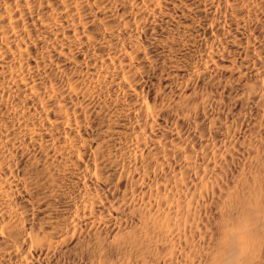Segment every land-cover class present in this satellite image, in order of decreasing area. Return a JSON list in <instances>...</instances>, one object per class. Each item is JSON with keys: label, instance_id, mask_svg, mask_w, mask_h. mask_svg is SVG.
<instances>
[{"label": "bare ground", "instance_id": "bare-ground-1", "mask_svg": "<svg viewBox=\"0 0 264 264\" xmlns=\"http://www.w3.org/2000/svg\"><path fill=\"white\" fill-rule=\"evenodd\" d=\"M250 205L264 0H0V264H214Z\"/></svg>", "mask_w": 264, "mask_h": 264}, {"label": "clouds", "instance_id": "clouds-1", "mask_svg": "<svg viewBox=\"0 0 264 264\" xmlns=\"http://www.w3.org/2000/svg\"><path fill=\"white\" fill-rule=\"evenodd\" d=\"M249 220L244 228L225 230L214 250V264H256L264 249V213L250 205ZM230 223V221H229Z\"/></svg>", "mask_w": 264, "mask_h": 264}]
</instances>
